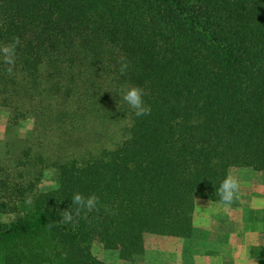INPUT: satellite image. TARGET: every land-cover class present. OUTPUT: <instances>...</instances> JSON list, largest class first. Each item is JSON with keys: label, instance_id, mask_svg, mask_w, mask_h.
<instances>
[{"label": "trees", "instance_id": "16d2710c", "mask_svg": "<svg viewBox=\"0 0 264 264\" xmlns=\"http://www.w3.org/2000/svg\"><path fill=\"white\" fill-rule=\"evenodd\" d=\"M16 36L0 109L94 145L51 163L26 149L24 169L0 173V264H105L95 246L135 261L192 238L198 200L223 204L229 172L264 185V0H0V44ZM123 86L144 90L150 115L135 116ZM49 168L54 187L38 190ZM75 192L98 210L60 222Z\"/></svg>", "mask_w": 264, "mask_h": 264}, {"label": "rangeland", "instance_id": "374dc122", "mask_svg": "<svg viewBox=\"0 0 264 264\" xmlns=\"http://www.w3.org/2000/svg\"><path fill=\"white\" fill-rule=\"evenodd\" d=\"M21 128L26 130L21 132ZM76 130L65 138L57 131H36L31 120H22L14 124L10 122L9 111L0 109V173H7V175L10 173L14 176L24 169V166H20L19 161L23 159L22 152L26 149L29 150L30 157L41 154L48 163L82 155L88 144L92 146L94 144L82 141V134L85 135V132L82 133V128ZM94 130L96 129L93 125L87 126V134H92ZM62 137L63 139H61ZM233 175L239 181V190L232 202L233 205L237 204L236 206L239 207L243 200H258L257 198L262 196L259 195L263 190H260L263 184L261 173L244 168L233 172ZM54 184L53 169L49 168L45 170L37 188L44 191L54 187ZM212 205L214 204L198 200L193 216L194 233L192 238L157 240L156 243L153 242L152 246H148L143 256L138 260L123 261L118 258L116 251L104 250L97 246L93 248L92 252L105 264H216L207 260L206 253L209 252L210 241L214 240L213 234L216 226L226 221L227 214L225 211L212 209ZM216 213H219L220 216H216ZM255 218L264 242V206L256 210ZM7 219L6 214L0 213V223L6 222Z\"/></svg>", "mask_w": 264, "mask_h": 264}, {"label": "crops", "instance_id": "0c3cea01", "mask_svg": "<svg viewBox=\"0 0 264 264\" xmlns=\"http://www.w3.org/2000/svg\"><path fill=\"white\" fill-rule=\"evenodd\" d=\"M261 189L263 190L259 195L262 196L258 200H243L239 207L237 204L212 205V209L225 211L227 215L226 221L215 228V241L208 242L210 249L206 253L209 258L207 260L216 264H257L264 258V242L255 218L256 210L264 206L263 184ZM215 215L220 216L219 213ZM231 216L234 217L230 218Z\"/></svg>", "mask_w": 264, "mask_h": 264}, {"label": "clouds", "instance_id": "9594fccd", "mask_svg": "<svg viewBox=\"0 0 264 264\" xmlns=\"http://www.w3.org/2000/svg\"><path fill=\"white\" fill-rule=\"evenodd\" d=\"M21 39L19 36L13 37L11 42L0 44V61H2L8 67L6 71L9 75L13 74L15 67V57L17 48L21 46ZM120 64V72L124 74L129 63L126 58L121 56L118 61ZM119 95L122 100L133 110L136 117H142L151 114V107L148 106L143 97L145 95L144 90L139 86H123ZM26 129L21 128L20 131L24 132ZM239 190V181L236 176L229 172L225 178L221 181L219 188L216 189V195L219 197V201L225 205H231L236 198ZM72 204L67 210L60 213L62 219L60 222L71 223L75 217H81L87 219L88 214L98 210L97 205L99 204V197L95 194L84 195L80 192H75L71 196ZM31 203V200H28ZM54 225L48 224L49 229Z\"/></svg>", "mask_w": 264, "mask_h": 264}]
</instances>
